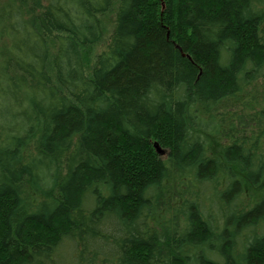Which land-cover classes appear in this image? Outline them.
<instances>
[{
  "label": "trees",
  "instance_id": "obj_1",
  "mask_svg": "<svg viewBox=\"0 0 264 264\" xmlns=\"http://www.w3.org/2000/svg\"><path fill=\"white\" fill-rule=\"evenodd\" d=\"M0 264H264V0H0Z\"/></svg>",
  "mask_w": 264,
  "mask_h": 264
},
{
  "label": "rangeland",
  "instance_id": "obj_2",
  "mask_svg": "<svg viewBox=\"0 0 264 264\" xmlns=\"http://www.w3.org/2000/svg\"><path fill=\"white\" fill-rule=\"evenodd\" d=\"M112 17L111 15L107 16L106 18L103 19V24L106 25L107 29H111L112 28ZM108 31V30H107ZM258 195V194H256Z\"/></svg>",
  "mask_w": 264,
  "mask_h": 264
},
{
  "label": "water",
  "instance_id": "obj_3",
  "mask_svg": "<svg viewBox=\"0 0 264 264\" xmlns=\"http://www.w3.org/2000/svg\"><path fill=\"white\" fill-rule=\"evenodd\" d=\"M161 1V0H160ZM162 9H163V5H162ZM154 148H155V151L156 153L159 155V156H163L165 154V152L163 150H161L157 144H154Z\"/></svg>",
  "mask_w": 264,
  "mask_h": 264
}]
</instances>
